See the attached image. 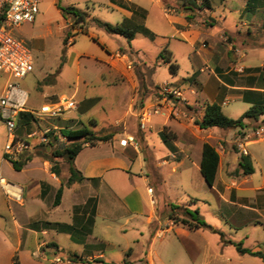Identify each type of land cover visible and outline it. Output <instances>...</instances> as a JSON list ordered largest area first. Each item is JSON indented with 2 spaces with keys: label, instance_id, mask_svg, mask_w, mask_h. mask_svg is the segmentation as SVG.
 Returning a JSON list of instances; mask_svg holds the SVG:
<instances>
[{
  "label": "crops",
  "instance_id": "0c3cea01",
  "mask_svg": "<svg viewBox=\"0 0 264 264\" xmlns=\"http://www.w3.org/2000/svg\"><path fill=\"white\" fill-rule=\"evenodd\" d=\"M93 1L94 16L85 13L86 21L95 19L136 31L127 42L123 36L108 34L98 27L116 37L113 39L119 47L96 60V65L101 70V85L112 90L121 115L114 118L113 126L100 127L90 112L100 104L101 97L87 98L93 82L77 76L69 87L70 99L78 104L75 111L58 119L34 122L29 116L28 133L37 127L59 133L87 128L81 120L85 115L87 129L109 139L84 144L73 160L82 180L71 183L65 161H56L59 174L55 175L50 170L51 162L39 155L42 149L50 152L55 145H61L59 136L50 146L37 145L38 138H33L36 141L29 153L34 151L36 158L19 171L2 156L0 264H14V256L19 264H179L163 252L174 243L193 263L201 253L205 260L211 259L206 253L207 243L200 249L190 240V232L206 236L204 231L217 237L216 254L226 255L227 264L231 260L236 264L259 260L239 254L230 244L240 243L245 249L264 253V172L257 175L252 166L251 175L230 177L239 159L229 147L240 135L250 134L246 126L233 130L230 136L227 130L201 129L196 121L207 104H216L230 119L239 118L253 105L264 106V82L258 71L264 65V56L252 62L250 53L239 49L246 43L254 50L264 48V40L259 39V34L264 35V0H208L210 9L189 11L181 9L179 0ZM196 4L199 6L201 0ZM143 30L150 32L153 39ZM139 37L148 40L149 45ZM69 40L65 46L71 48L74 36ZM233 48L239 49L243 57L236 58ZM163 49L178 70L183 63L187 72L178 76V70L176 75L168 71L167 78L157 83L151 73L145 75L144 71L168 70V64L158 58ZM136 66L144 71L135 72ZM162 84L178 90L181 97L171 103L158 100L155 91ZM40 93L44 102L31 107L27 101L28 109L37 111L65 97L57 92ZM230 103L238 105L225 112L223 107L228 108ZM156 107L159 112L153 114ZM20 131L22 136L27 134ZM163 131L169 137L166 142L161 136ZM205 143L219 155L210 187L199 172ZM219 143L224 148L222 154L216 147ZM261 143L264 138L246 141L250 162L252 153L248 148ZM167 171L170 173L165 174ZM168 180L175 187H167ZM195 180L206 190L204 198L192 196ZM59 189L61 195L55 205ZM168 190L180 192L184 202L170 196ZM19 193V201L12 199ZM171 206L196 210L216 232L190 231L173 223L168 218ZM156 242L165 244L159 254L154 249ZM132 255L136 260L130 258ZM58 258L62 260L58 262ZM205 260L200 264H208Z\"/></svg>",
  "mask_w": 264,
  "mask_h": 264
},
{
  "label": "rangeland",
  "instance_id": "374dc122",
  "mask_svg": "<svg viewBox=\"0 0 264 264\" xmlns=\"http://www.w3.org/2000/svg\"><path fill=\"white\" fill-rule=\"evenodd\" d=\"M37 1L38 14L35 17L34 23L31 25L25 24L19 28H12L11 32L17 40L21 41L22 44L30 50L33 60V70L23 80L14 81L9 79V81L17 84L19 88H21L28 94V106L38 107L42 102H44V100L41 98V91L57 92V95L64 94L65 98L69 99L71 98L69 87L72 86V83L74 82L77 76L84 77L87 80H91L93 83L88 87L87 98L99 96L101 97V102L91 110L90 116H92L91 118L97 121L100 127L106 128L109 125L113 126V120L114 118H117L121 115V110L115 105L117 98L112 92V90L107 88L106 86L101 85L102 82L98 76L101 70L96 65V60L104 58L106 54L112 53L116 50V48H119L118 44L113 39L116 37L105 34L97 26H93L91 21L89 20L86 21V24L84 26H82V28H84L83 33L76 32V30H78L81 26L75 25V31H72V29L70 30L71 25L73 24V19L67 15H63L62 11L68 8H74L80 12L93 14L92 11L94 10L93 8L95 6L93 0ZM92 16H94V14ZM68 30H70L71 32L70 36H74V44L71 48L66 47L63 44V39ZM259 35L260 41H263L264 39L262 38L264 35ZM138 39L145 41L149 45L148 40H146L145 38L139 37ZM72 40L73 39L69 40V42ZM239 49L245 51L246 53H250L252 62H257L262 56H264V48H258L257 50H254L253 47H251L250 43H246V45L243 44V46ZM239 49L233 48L231 50L236 58H241L236 53V51ZM254 51H256V54L254 53ZM186 68L187 67L183 63H180L178 76H183L185 72H187ZM141 70L144 71L141 66H136L134 71L140 73ZM258 71L260 72V70ZM144 73L145 75H149L151 73V76H153L152 79L154 80L153 82L156 81L157 83H161L167 78V75H169L167 69H156L155 73L151 70H145ZM7 80L8 76L5 73L0 72V92ZM167 88H169L168 85ZM157 89L158 88H156L155 91L156 97H158ZM165 98L166 99H164L163 101L168 103H171L172 101L178 99L174 96H169ZM236 105L238 104L230 103V106L228 108L223 107V109L225 110V112H231L233 108L236 107ZM259 119L260 120H258L257 123H245L247 132L250 134L248 135L250 136L249 138L245 137V135H240L236 139L234 144L229 147L231 151L238 153V159L240 156H243L241 150L238 148L239 143L243 144L246 149V141L264 138V133L261 137L254 136L253 133L260 129L264 130V122H262V120H264V114L261 115ZM81 120L88 128L89 126L87 124V119L85 115L81 116ZM19 131L22 134H24V132L28 133L29 127L21 126L20 128H18V133ZM227 133H229V135L231 136L233 134V130H227ZM19 136L23 137L21 134H19ZM6 139L7 130L3 121L0 119V159L3 156V148ZM34 141H36V139L30 140L31 143H33ZM69 143L70 141L65 139L62 140L61 145H67ZM221 146H223L221 145V143L216 145L218 151L222 154L224 152V148ZM54 148H56V145L54 146ZM248 149L252 153L251 163L256 171V174L259 175V171L263 173L264 143L250 146ZM163 152H165V150H163ZM247 155L248 154H246V156ZM35 156L36 155L33 151L32 153H26L24 155V158L29 157L30 159H33L36 158ZM169 173L170 172L167 171V173L165 174ZM242 175L243 174L241 169L237 166L236 170L231 172L230 177L231 179H235ZM197 177L199 178V176ZM224 178L226 177L223 176V179ZM193 183V187L195 188L193 189V191H191V194H193L192 196H195L196 198H204V193L206 190L200 188L202 186L199 181L195 180L193 181ZM167 187H175V183H172L171 180H168ZM168 193L176 200H182L181 202H184L183 196L180 192L173 193L168 190ZM202 208L204 207L202 206L201 210ZM207 214L210 213L208 212ZM174 216L177 221L187 219V216L184 214L182 209H174ZM176 224L180 225L179 222H177ZM204 232L203 234L206 236L201 235L200 232H190V240L200 249H202V247H204V245L207 243L208 247H205L208 250L206 251L205 249V251L208 256H211V259L205 260L203 255L204 253H201L195 262L192 263L190 261H187L184 252L180 249L178 251V248L175 243L168 244V246L165 247L163 251L164 254H167V256L174 260V262H177L179 264H200L204 260L208 264H227L226 255L221 256L219 253L216 254L214 241L218 240L217 237L214 235H212L213 237H211L210 234ZM159 243L160 242H156L154 247L155 251L158 254L162 251V247L165 245ZM130 258L132 260H136L135 255H132ZM113 259L116 260V257L114 256ZM60 260L62 259L58 258V262H60ZM134 264L139 263L135 262ZM228 264L236 263L231 260V262ZM248 264L263 263L259 260H253V262H250Z\"/></svg>",
  "mask_w": 264,
  "mask_h": 264
},
{
  "label": "trees",
  "instance_id": "16d2710c",
  "mask_svg": "<svg viewBox=\"0 0 264 264\" xmlns=\"http://www.w3.org/2000/svg\"><path fill=\"white\" fill-rule=\"evenodd\" d=\"M181 3V9L185 11L193 10V9H200V8H207L210 9L208 0H201V4L197 6L196 0H179ZM63 15H67L73 19V24L71 25L70 30L75 31V25L81 26L79 27L76 32L83 33L84 26L86 24V15L83 12H80L74 8H68L62 11ZM93 24L97 27L102 28L106 33L111 35H120L123 36L127 42H129L132 37L134 36V30H125L121 27H114L108 24L102 23L98 20H91ZM70 30H68L65 34L63 39V44L66 45L68 40L73 37L70 36ZM142 33L153 39V35L148 32L147 30H143ZM169 53L167 50L163 49L160 53L158 58L162 60L164 63L168 64V71L171 75H176L178 67L176 64L172 63L169 57ZM261 73L262 81L264 82V65L259 69ZM264 114V106L263 105H253L251 106L245 113H243L237 119H230L226 117L219 106L216 104H207L203 109L202 117L196 121V125L199 126L201 129L207 128H218L222 130H236V129H243L246 124V121L254 122L258 120V118ZM30 117L26 114H20L17 119V126L20 128L21 126L29 127ZM61 136L65 137V139L69 140V144H63L52 149L50 152H46L44 149L41 150L39 155H42L44 159L51 162V172L55 175L59 174V168L56 163L57 160L65 161L68 165V172L69 178L68 183L74 181H81L82 178L78 174V172L73 167V160L84 144L93 145L95 142H102L109 139V136H98L96 134L91 133L87 128L83 127L81 129L75 131H64L60 133ZM163 141H168L169 137L163 131L161 133ZM49 142L48 145L52 142H55L58 138V135L54 133H50L48 135ZM80 140V141H79ZM5 158V157H4ZM6 159V158H5ZM8 161V160H7ZM30 161L29 157L21 158V160L12 162L9 161L14 170L19 171L21 168L26 164V162ZM219 164V155L215 148L209 144H203L202 151H201V160L199 164V172L205 183L210 187L213 185L217 168ZM238 167L241 169L243 175H251L253 173V168L250 162V159L247 156H240L238 161ZM61 189H59L56 193L54 204L57 205L60 199ZM174 209H182L184 214L187 216V219H182L177 221L174 216ZM168 218L173 222H179L181 226L186 227L190 231H198V230H209L212 232H216L210 226H208L202 217L198 214L196 210H189L183 207L171 206L170 213ZM232 244L236 251L241 255H249L251 257L257 258L264 262V253L262 252H253L251 250L245 249L242 247L240 243H230ZM13 263L19 264L17 257H13Z\"/></svg>",
  "mask_w": 264,
  "mask_h": 264
},
{
  "label": "built area",
  "instance_id": "2783aa9c",
  "mask_svg": "<svg viewBox=\"0 0 264 264\" xmlns=\"http://www.w3.org/2000/svg\"><path fill=\"white\" fill-rule=\"evenodd\" d=\"M37 0H0V72L8 76V80L0 92V119L7 130V139L3 148V155L8 161L16 162L26 153L33 150L34 145L30 142L33 138H38L37 145H48L50 133L58 135L62 140L65 137L54 129L40 128L32 133H27L21 137L18 134V116L26 114L34 122L36 119H58L63 114L75 111L78 104L73 99L60 98L56 103L44 104L37 111L28 109V96L15 83L9 81L22 80L33 70V60L31 52L21 41L12 35V28H19L25 24H33L38 14ZM236 53L243 57L241 51ZM242 70L239 69V72ZM158 100L165 97L174 96L180 98V92L167 88L162 84L157 89ZM159 107L152 109L153 114H158ZM262 130L256 131L254 136L261 137ZM250 136H247L249 138ZM238 148L243 156L247 151L243 144L239 143ZM15 201L20 200V193L11 196ZM58 261V260H57Z\"/></svg>",
  "mask_w": 264,
  "mask_h": 264
}]
</instances>
